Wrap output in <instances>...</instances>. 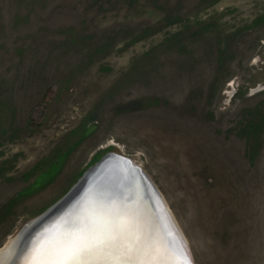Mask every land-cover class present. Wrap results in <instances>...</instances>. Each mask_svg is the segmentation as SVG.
<instances>
[{"label":"rangeland","instance_id":"rangeland-1","mask_svg":"<svg viewBox=\"0 0 264 264\" xmlns=\"http://www.w3.org/2000/svg\"><path fill=\"white\" fill-rule=\"evenodd\" d=\"M108 152L193 264H264V0H0V249Z\"/></svg>","mask_w":264,"mask_h":264},{"label":"water","instance_id":"water-1","mask_svg":"<svg viewBox=\"0 0 264 264\" xmlns=\"http://www.w3.org/2000/svg\"><path fill=\"white\" fill-rule=\"evenodd\" d=\"M109 203L133 211L145 206L169 252L164 251L163 255L193 264L185 241L149 177L132 159L115 152L103 155L58 201L9 238L2 248L9 244L12 251L2 264H25L34 259L35 254L57 238L66 221L82 224L97 207Z\"/></svg>","mask_w":264,"mask_h":264},{"label":"snow or ice","instance_id":"snow-or-ice-1","mask_svg":"<svg viewBox=\"0 0 264 264\" xmlns=\"http://www.w3.org/2000/svg\"><path fill=\"white\" fill-rule=\"evenodd\" d=\"M135 218L126 209L103 204L97 207L82 224L66 221L57 238L44 247L35 259L25 264H79L85 255L111 250L119 253L125 251L121 241L135 230ZM130 244L136 246L146 256L152 255L154 249L145 236L132 237ZM146 264H185L184 261H153ZM186 264H191L190 261Z\"/></svg>","mask_w":264,"mask_h":264},{"label":"bare ground","instance_id":"bare-ground-1","mask_svg":"<svg viewBox=\"0 0 264 264\" xmlns=\"http://www.w3.org/2000/svg\"><path fill=\"white\" fill-rule=\"evenodd\" d=\"M127 210L134 216V218L136 217V227L135 230L129 234L128 238L123 239L121 241V246L125 247V251L116 253L111 250H106L104 252L97 253L94 255H85L80 258L79 264H146L148 260L159 262L172 260L171 257L169 258V255H165L168 256V258L163 255L164 251L165 254L169 252L160 240L162 235L157 230L154 221L152 220V218H149L150 212L148 211V209L143 206L140 208L135 207L134 211L132 208L129 207L127 208ZM167 210L175 228L179 232L182 239L185 241V238L183 237V234L175 224L168 207ZM139 236H145L148 238L153 249L155 250L152 255L146 256L139 250L138 247L132 246L130 244V239L132 237ZM11 248L12 246L9 247V244H6L4 248L0 249V264H2L8 256H10L12 251ZM38 254L39 253L35 254L33 258L35 259ZM160 256H163V258H160Z\"/></svg>","mask_w":264,"mask_h":264}]
</instances>
